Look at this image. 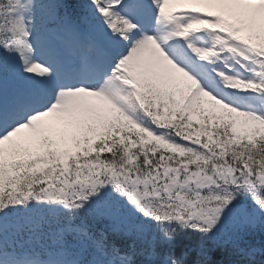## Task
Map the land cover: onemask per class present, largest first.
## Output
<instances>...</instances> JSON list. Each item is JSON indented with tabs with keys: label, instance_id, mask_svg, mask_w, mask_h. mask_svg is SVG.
I'll return each mask as SVG.
<instances>
[{
	"label": "snow or ice",
	"instance_id": "obj_1",
	"mask_svg": "<svg viewBox=\"0 0 264 264\" xmlns=\"http://www.w3.org/2000/svg\"><path fill=\"white\" fill-rule=\"evenodd\" d=\"M0 264H264V0H0Z\"/></svg>",
	"mask_w": 264,
	"mask_h": 264
}]
</instances>
